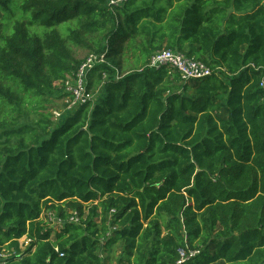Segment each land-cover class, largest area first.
I'll return each mask as SVG.
<instances>
[{"label": "trees", "instance_id": "obj_1", "mask_svg": "<svg viewBox=\"0 0 264 264\" xmlns=\"http://www.w3.org/2000/svg\"><path fill=\"white\" fill-rule=\"evenodd\" d=\"M69 44L105 60L56 124ZM263 79L264 0H0V264H264Z\"/></svg>", "mask_w": 264, "mask_h": 264}, {"label": "built area", "instance_id": "obj_2", "mask_svg": "<svg viewBox=\"0 0 264 264\" xmlns=\"http://www.w3.org/2000/svg\"><path fill=\"white\" fill-rule=\"evenodd\" d=\"M127 0H109L110 5H122ZM104 55L95 53L88 54L82 64L74 73H69L66 77L55 83L62 90L65 112H74L82 105L93 99V94L87 89V77L89 72L98 63L104 61ZM149 66L155 68H167L170 73L177 72L183 80L202 79L213 75L215 72L225 70L223 67H219L218 70L212 69L205 62L188 56L178 50L163 48L155 52L150 60ZM261 87L264 88V79L261 82ZM62 114V113H61ZM58 115H60L58 113ZM49 218L52 219L51 213H48ZM72 220L77 221L78 218L73 215ZM59 225L62 224V220H59ZM26 238V237H24ZM29 243V239H27ZM197 250L190 252L193 256L197 253ZM2 256H6L5 252L1 253ZM182 259L177 264H183L185 260V253L181 251Z\"/></svg>", "mask_w": 264, "mask_h": 264}, {"label": "rangeland", "instance_id": "obj_3", "mask_svg": "<svg viewBox=\"0 0 264 264\" xmlns=\"http://www.w3.org/2000/svg\"><path fill=\"white\" fill-rule=\"evenodd\" d=\"M69 46L72 48L75 56L79 59H84L88 54L91 52L84 46H76L74 44H69ZM58 82V81H57ZM45 105L47 106L46 111L50 113L51 119L57 124L64 121L63 118L66 114L65 106H64V100L62 91L60 92L59 96L53 99L51 102L47 103L45 102ZM58 113L60 115H58ZM62 113V114H61ZM47 213H51V218L48 219V223H50L51 227L55 228L60 226L59 225V216L58 214L53 210H48L44 212L45 216H47ZM21 243L23 244V248L27 247L28 241L27 238H23L21 240ZM125 249V245L123 243H118L113 250L110 253H103V257L105 258L104 264H120V257L123 254Z\"/></svg>", "mask_w": 264, "mask_h": 264}]
</instances>
